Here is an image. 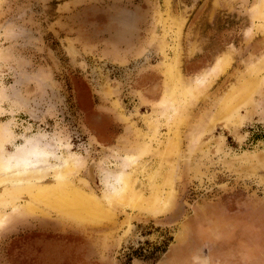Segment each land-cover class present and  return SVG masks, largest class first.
<instances>
[{
    "label": "rangeland",
    "instance_id": "1",
    "mask_svg": "<svg viewBox=\"0 0 264 264\" xmlns=\"http://www.w3.org/2000/svg\"><path fill=\"white\" fill-rule=\"evenodd\" d=\"M229 1L0 0V124L12 136L5 149L35 139L58 155L85 157L87 166L99 162L103 173L88 176L86 167L70 177L99 199L103 174L135 156L143 164L135 190L143 207L149 200L147 174L164 167L148 152L170 133L160 113L166 67L173 63L183 94L197 93L199 79L209 82L184 113L175 176L157 194L171 193L168 211L152 215L128 201L114 207L112 221L76 223L33 200L25 182L2 184L0 196L16 190L18 203L36 209L0 229V264H264V72L257 68L264 22L251 16L258 0ZM116 8L145 14L138 32L120 39L103 32ZM228 52L229 67L209 75ZM246 60L256 63L257 91L209 128L203 119L190 154L188 131L240 86ZM51 184L47 176L41 186Z\"/></svg>",
    "mask_w": 264,
    "mask_h": 264
},
{
    "label": "bare ground",
    "instance_id": "2",
    "mask_svg": "<svg viewBox=\"0 0 264 264\" xmlns=\"http://www.w3.org/2000/svg\"><path fill=\"white\" fill-rule=\"evenodd\" d=\"M257 2L251 14L252 19L255 21L262 20L264 22V0H258ZM124 19L123 31L129 32L131 26L136 23V20L133 19V16H126ZM125 21H127V23ZM229 54L230 52H228L226 57L219 56L215 66L208 71V74L216 77L229 67ZM245 62L247 64V60ZM258 62L259 66L257 68L259 72H264V55L259 58ZM255 64H247L245 66L246 68H244L246 71L243 73L240 72L241 75L239 73L240 77L238 76L239 80H242L241 83L239 82L240 86L235 87L231 85L232 87L219 99V101L217 100V104L215 103L216 110L214 112L212 111L213 113L211 114H209V110L208 114H205L206 116L203 115L200 120L194 124V127L188 131L190 132L188 136L190 154L195 152L196 146H194V143L197 136H199L200 130L203 129V119L204 121H208L209 128L210 125L218 119L227 117L230 114L232 115L241 104L250 102L252 95L257 91L259 83V78L254 73ZM165 73L167 78L165 106L160 113L166 118V124L170 126V133L168 137L163 140L164 143L161 147L160 143L158 145L159 147L154 148L153 146V149L148 152L149 156L158 159L160 163L158 165L160 166L159 169L164 167L163 170H165L164 172L162 170L147 174V180L150 181L148 185L151 189V195H147L150 197H148V201L146 200L147 203L145 207L142 206L144 205V203H142V192L135 190L137 172L143 165L139 157L135 158L134 156L132 159L121 160L116 163L114 169L107 170L103 174L102 184L105 189V194L99 199L93 191H86L80 188L75 185L70 178L74 174L82 172L86 167L88 176L91 175L92 177L93 170L95 169L103 173L104 168L102 169L99 162L98 165L94 163L88 164L87 166L85 157L73 154L72 152L68 155H58L57 152L52 150L48 145L41 144L35 139L27 140L23 146L11 152L5 149L4 146L5 143L9 144L12 140L11 131L8 125L5 124H0V185L25 182L26 186L24 192L30 195L33 200L42 204L46 209L60 216V218L76 223L112 221L114 217V207L126 206L128 201H132L131 207L133 209L141 208L143 211L152 215L168 211L171 206H173L172 200H170L171 193L165 198H159L157 194L163 186L169 187L174 179L176 163L179 156L178 130L181 125L185 124L186 119L184 118V113L188 106L194 103L195 98L198 97V93L205 94L204 92L209 87V82L204 78L197 80L195 82L199 87L197 93H193L190 89L186 90V93L189 95V98L186 99L187 94H183L177 90L178 72L173 63L166 67ZM2 98L4 99V92L0 90V102ZM248 112L250 111L248 110L247 113ZM237 118V121L242 119L241 117ZM47 176L54 177V184L43 185V187L41 186L42 182ZM159 178L160 183L156 181V179L158 180ZM81 182L83 185L85 184L87 186L88 181L82 180ZM16 196V190L3 192L0 196V229L5 226L11 218H16L19 215L32 214L36 209L31 203L27 204L26 202L24 205L18 203ZM7 208L10 210V214L5 211Z\"/></svg>",
    "mask_w": 264,
    "mask_h": 264
},
{
    "label": "water",
    "instance_id": "3",
    "mask_svg": "<svg viewBox=\"0 0 264 264\" xmlns=\"http://www.w3.org/2000/svg\"><path fill=\"white\" fill-rule=\"evenodd\" d=\"M138 10V8H136L135 11L126 8H116L112 15L105 16L108 23L103 27V32L108 33L109 31H112L114 33V37L116 36L117 39H120V37H127L135 34L139 31V23L145 20V14L141 15L140 13H137ZM126 16H133V19L136 20V23L131 26V30L129 32L123 31V20H125L124 17Z\"/></svg>",
    "mask_w": 264,
    "mask_h": 264
},
{
    "label": "flooded vegetation",
    "instance_id": "4",
    "mask_svg": "<svg viewBox=\"0 0 264 264\" xmlns=\"http://www.w3.org/2000/svg\"><path fill=\"white\" fill-rule=\"evenodd\" d=\"M177 254H178V257L180 258V253L177 252ZM166 260H167V258H166L163 262H165ZM178 260H179V259H178ZM163 262H162V263H163ZM162 263H161V264H162Z\"/></svg>",
    "mask_w": 264,
    "mask_h": 264
},
{
    "label": "crops",
    "instance_id": "5",
    "mask_svg": "<svg viewBox=\"0 0 264 264\" xmlns=\"http://www.w3.org/2000/svg\"><path fill=\"white\" fill-rule=\"evenodd\" d=\"M231 1H232V0H231ZM231 1H229V4H231ZM220 3H222V1H220L219 4H220ZM252 260H254V259L252 258Z\"/></svg>",
    "mask_w": 264,
    "mask_h": 264
}]
</instances>
